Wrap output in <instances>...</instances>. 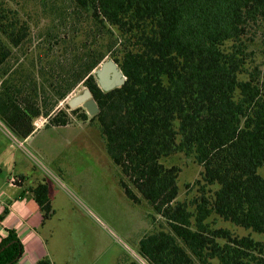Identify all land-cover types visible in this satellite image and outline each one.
I'll list each match as a JSON object with an SVG mask.
<instances>
[{"label":"trees","instance_id":"16d2710c","mask_svg":"<svg viewBox=\"0 0 264 264\" xmlns=\"http://www.w3.org/2000/svg\"><path fill=\"white\" fill-rule=\"evenodd\" d=\"M43 1V42L24 59L15 54L31 24L0 6V121L18 139L40 117L66 127L70 110L85 121L82 107L55 113L83 85L99 106L93 119L126 197L166 223L139 242L147 264H264V64L250 65L244 41L264 21V0ZM109 58L127 81L103 92L95 71ZM178 154L203 168V195L190 202L178 201L181 169L165 163ZM33 193L43 222L51 219L48 185ZM218 220L262 238L218 228ZM23 255L14 230L0 237V264Z\"/></svg>","mask_w":264,"mask_h":264},{"label":"rangeland","instance_id":"374dc122","mask_svg":"<svg viewBox=\"0 0 264 264\" xmlns=\"http://www.w3.org/2000/svg\"><path fill=\"white\" fill-rule=\"evenodd\" d=\"M43 2L0 0V6L4 4L13 13L19 12L20 18L31 24V37L17 51L15 58L24 59L43 42L41 30L49 22L43 12ZM244 41L250 65H263L264 21L252 23ZM85 89L83 85L78 86L58 105L55 113L67 110L68 102ZM67 112L71 117L68 128H59L52 133L44 127L38 134L37 138L53 135L50 144L40 146L42 149L31 144L17 151L29 167L31 163L35 166L30 175L36 173L44 179L56 175L62 183L60 190L65 197L57 200L59 213L53 223L50 249L54 248L60 259L71 264H129L132 261L147 264L136 252L139 242L153 230H167L165 221L146 203L134 205L126 197L119 183L123 175L107 152L98 121L87 112L85 121L79 120L70 110ZM44 119L40 117L35 122L41 123ZM165 163L181 169L178 201L190 202L203 195L200 185L196 184L203 168L193 159L178 154ZM261 174L264 176V170ZM12 175L11 169L2 168L0 177L3 180ZM216 227L227 228L238 236L262 238L222 220L216 221Z\"/></svg>","mask_w":264,"mask_h":264},{"label":"crops","instance_id":"0c3cea01","mask_svg":"<svg viewBox=\"0 0 264 264\" xmlns=\"http://www.w3.org/2000/svg\"><path fill=\"white\" fill-rule=\"evenodd\" d=\"M47 119L41 123L34 122L35 131L27 139H18L1 121H0V173L2 168L11 169L12 176L0 177V216L5 215L0 224V237H5L8 230H14L24 246V255L17 264H38V262L48 257L53 264H71L70 261H64L58 257L54 248L49 247V239L52 238L54 220L58 216V201L65 195L61 194L62 183L56 175L42 178L36 173L30 175L34 170V165L30 167L27 161L19 158L17 151L25 149L26 146L35 144L36 148L44 144H50L53 141V135H44L37 138L43 128L47 131H58L56 127H47ZM61 128H68L61 127ZM5 138V140H3ZM14 179L15 183L11 182ZM40 184L48 185V194L54 210L51 219L43 222V213L37 203L33 190ZM61 195L60 199L58 197Z\"/></svg>","mask_w":264,"mask_h":264},{"label":"water","instance_id":"95a60500","mask_svg":"<svg viewBox=\"0 0 264 264\" xmlns=\"http://www.w3.org/2000/svg\"><path fill=\"white\" fill-rule=\"evenodd\" d=\"M95 76L103 92H110L121 88L127 81L126 75L112 58L107 59L99 66L95 71ZM68 105L71 109L82 107L91 117L96 116L100 112L96 100L87 88L81 94L73 97L68 102Z\"/></svg>","mask_w":264,"mask_h":264},{"label":"built area","instance_id":"2783aa9c","mask_svg":"<svg viewBox=\"0 0 264 264\" xmlns=\"http://www.w3.org/2000/svg\"><path fill=\"white\" fill-rule=\"evenodd\" d=\"M11 182L15 183V180H14V179H12V180H11ZM1 223H2V222H1ZM1 223H0V224H1Z\"/></svg>","mask_w":264,"mask_h":264}]
</instances>
